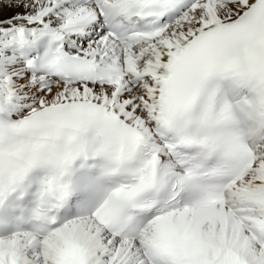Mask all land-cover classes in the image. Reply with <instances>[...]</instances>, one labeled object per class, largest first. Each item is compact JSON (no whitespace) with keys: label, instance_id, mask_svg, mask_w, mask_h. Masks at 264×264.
<instances>
[{"label":"snow or ice","instance_id":"6c2138e0","mask_svg":"<svg viewBox=\"0 0 264 264\" xmlns=\"http://www.w3.org/2000/svg\"><path fill=\"white\" fill-rule=\"evenodd\" d=\"M0 264H264V0H5Z\"/></svg>","mask_w":264,"mask_h":264},{"label":"bare ground","instance_id":"6f19581e","mask_svg":"<svg viewBox=\"0 0 264 264\" xmlns=\"http://www.w3.org/2000/svg\"><path fill=\"white\" fill-rule=\"evenodd\" d=\"M0 1H1V0H0ZM1 2L5 3V0H2ZM0 9L3 10V14H4V15H9V14H11L10 11H9L6 7H4L3 4H1V3H0Z\"/></svg>","mask_w":264,"mask_h":264},{"label":"rangeland","instance_id":"374dc122","mask_svg":"<svg viewBox=\"0 0 264 264\" xmlns=\"http://www.w3.org/2000/svg\"><path fill=\"white\" fill-rule=\"evenodd\" d=\"M1 1H2V0H1ZM1 1H0V3L3 4V6H4L5 3L1 2Z\"/></svg>","mask_w":264,"mask_h":264}]
</instances>
